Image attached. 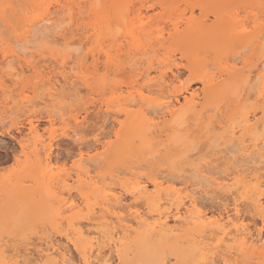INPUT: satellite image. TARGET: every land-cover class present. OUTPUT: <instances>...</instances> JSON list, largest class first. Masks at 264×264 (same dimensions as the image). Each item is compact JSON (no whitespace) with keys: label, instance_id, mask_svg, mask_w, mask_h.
<instances>
[{"label":"rangeland","instance_id":"obj_1","mask_svg":"<svg viewBox=\"0 0 264 264\" xmlns=\"http://www.w3.org/2000/svg\"><path fill=\"white\" fill-rule=\"evenodd\" d=\"M64 1L65 0H0V21H2V22H0V24H2V26L0 25V30L3 31V32L1 31L2 34L0 33V41L2 42V44L0 43V59H1V55H2L1 49H4L8 46V43L3 41V39L5 40L6 38H8L7 36L10 33L13 35L19 34L21 32L20 28H22V26L26 23V20L29 17H32V18L35 17L36 15H38L39 12H41V10H44L48 7L51 10H53L54 8H55L54 10H56L58 8V5L64 3ZM104 1H106V2H104ZM147 1H150V0H147ZM153 1L150 4L149 3L145 4V6L142 8L143 14L145 13L144 15L143 14L142 15L147 17L145 20L148 21L147 22L148 25H147L146 30H145V32H147L148 35L146 33H144L143 38H142V45L143 46L141 48L132 47V45L128 44V40H126L124 38V34H123L124 30L123 29H125L124 24L127 21L126 18L128 17V13H127V15L123 16V17H126L124 20L122 18L123 21H121V20L119 21V19H118V18H121L119 16V14H120L119 8L120 7L123 9L122 12H126V10L130 8L129 6H136L135 9H137L139 7V0H135V1L134 0H76V1L71 0V4H69L65 9L66 12H68L70 9L71 15H73L75 17V18L72 17L73 18L72 20L77 22V23L81 22L82 18H84V23L86 26L85 29L88 28L86 31L81 30L80 32H78L81 34H78V35H76V37H74L75 39L78 40L79 44L82 43L81 44L82 46L79 45V46H81L80 48H78V45L74 46L75 44H73V46L75 47V48L73 47L74 50H71L70 49L71 47L70 48L69 47L63 48V45L61 46V45H55V44L51 43L50 42L51 37H49L48 35L47 36L44 35L45 37L42 39L43 34H41L38 37L39 40H37V42L34 41L35 43L38 44L39 48L35 49L32 47L31 49H29L31 46H33L31 44H34V46H36V44L34 42L30 43L31 46L28 45V47H27V49H29V50L26 49L27 51L26 52L24 51L25 53L24 54L22 53L23 55H20L21 59L15 57V59L12 58V60L10 62L9 67L11 66V67H14L16 69L15 70L14 68H11V71L14 69L13 72H15L17 74L19 73L18 75H20V76H17V75H15L14 77L8 76V75H5L0 70V180H1L0 181V242L2 240H4L5 242L6 241L8 242V239H9V242L8 243L6 242L5 247H8V244L11 243V244H9V245L13 246V247L10 246L11 250H12V248L14 249L15 247H17V249H19V251L24 252V250H25L24 248H26L25 246H27L28 248H26L25 252L27 254L31 253V254H29V258H33L30 255L34 254V257H35V254H36V256H37V253H34L36 251H33V250H35L40 245L39 243L41 242V240L39 239L40 242H38L39 240L36 241V239H38L40 237V234H42L41 236L43 237L44 235H46V232L56 230V229H57V231L60 229L59 230L60 232H62V231L64 232L65 231L64 229L66 228V225H67L66 223L69 220V218H67V221L64 220V222L61 221L62 223L61 222L59 223L58 219H56L57 218L56 217V210L59 208L61 202L59 199H54L53 197L51 198L49 195L46 196L48 193H47L46 188H45V179L43 180L41 174L39 173V172H41V168L43 166V163H40V164L37 163L39 166V169H40V171H39L38 166L34 167L35 163H36L35 157H31L30 158L31 160L30 159L28 160L24 155L21 154V149L18 145V141L21 139L20 132H26V130H27L26 129L27 123H28L27 119L28 120L33 119L38 126L41 125L39 127L40 133L42 132V135L46 139V142H48L50 140V138H53L54 150L56 152V154H55V152H53V157L57 158V160H58V158L61 156L58 160L60 162L55 164V170L61 169L60 167L63 168V166H65V165H66L67 169H71V167L73 165V161L76 159L75 155L78 153V148L81 145L87 144V146L84 145V147L86 146V148H87L85 150L88 152L89 151L93 152V154L96 153L95 150L97 148H99L98 142L96 139H98L101 135H98L96 133L95 129L98 128L97 126H99V123H102V124H100V126L103 125L106 130L105 129L102 130V136L99 139L103 143L107 142V148H108L107 150H109V151H106L103 154H99L98 156H96L94 158V160H96L95 161V164H96L95 171H96V173H100L101 176L105 177L106 181L109 182L110 184L112 183V185H117V187L122 188V190H123V186L125 187L124 190L127 192L126 193H125V191L124 192L122 191V192L124 193V197L126 196L125 198H127V199H125V205L126 206H130V207L132 206L131 207L132 210L139 209V208L141 210L143 208V210L145 211V209L149 210V208L147 206H145V204L143 206L142 202L135 200L134 198L132 199V196L129 193L130 190L133 189L134 183L137 180V176L142 175L143 179L144 180L146 179L147 181H150L152 178L157 177L158 174H161L159 176H165V178H167V175L169 177L171 176L172 178L174 177V180L176 177H177L176 179H178V180H180V179L183 180V179H188L191 176L190 178H191L192 182L197 184V182L195 181L196 178L193 174V171L191 174V170H193V167H191V165L187 163V161H189V163H190V156H192V161H193V160L197 159L196 157H202L205 153H209V154L211 153V155H212V152H211L212 148H213V150H212L213 154H217V150L220 151L217 155L223 154L225 152L224 151L225 149L223 150L220 147V146L223 147V145L225 144V142L222 139H219L216 142V144H214V146H211L212 143H215V141H213L214 138L217 139L218 138L217 136H219L218 131H216V130L208 131L206 129L207 121L209 120L212 113L214 115V111H215V116L211 120H209L210 124L212 123L215 125V123L217 124L218 121H224V122L231 123L232 120L236 121V120H238L237 118L241 117V115H243L244 113L252 111L256 107H258V105H256L255 101L251 100V99H253V97L251 98V94L253 93V90L251 91V87H250L251 84L250 83L254 80L255 77H250V76H253V74L256 71H258L259 69L262 68V65L264 62V50H261V49H263L264 47L262 48L261 46H263L264 44L259 45V47H260L258 49L259 51L256 50V53H255V50L253 51V49H250V47H249V49L251 51L250 50L246 51L245 49H243L246 46L242 45L241 42H238V41H240L239 36L235 35V33H233V32H232V35H229L228 31H229L230 27H227L228 25H223L224 23H219V24L215 23L214 27H208V28H205L202 30L192 28L191 33L185 32L182 35L180 34L179 36H176L177 39L174 37L173 41L169 40V39H167L168 40L167 41L165 39L166 40L165 42L166 43L168 42V43L165 45V47L160 46L161 48L159 47V43H158L159 40L158 39L162 38L161 36L163 34H165V35H163L164 37H169L168 33L170 35V33H172L174 31V29H173L174 23L177 21H179V25H182V26H180V28L183 29V27H185V25H183L184 21H181V20H186L187 18H190L191 14H192V17L198 18L201 16V18H202V16L207 13L208 15H206V16L207 17L209 16L208 18H210V19L212 18L211 20L207 19V21H210V22H208V24H214L213 22L215 21V17H213V16H216L217 14L219 16L222 15L224 17L225 13H226L225 16H229V12H230V14H233V13H235V11H237V12L240 11L239 13H240L241 17H239L238 19H241L242 17H243L242 19H244L249 12H252V11H250L252 9V7H253V12H255L254 6H256V4H258L257 7H259V8L256 7V11L258 12L259 10H262V11H259L260 14H262V13H264V0H250V4L242 2V0H237V2L235 1L234 3L226 2L228 4V5L226 4L227 6L224 5L225 3L223 4V2L221 0H218V1L217 0L216 1L215 0H184V1L183 0H163V1L162 0H153ZM40 2H42L43 5ZM136 2H138V3H136ZM248 2H249V0H248ZM125 4H126V6H125ZM130 4H132V5H130ZM199 4L201 6H199ZM15 5L17 6L16 8H14ZM18 6L21 7L22 9L19 8ZM203 6H206V8L204 7L205 8L204 9ZM80 7H81V9H80ZM197 7H198V9H197ZM199 7L200 8L202 7L204 9V12L207 11V9H209L211 12H209V10H208V12H205L203 14L202 13L203 11L201 12ZM82 8H83V10H82ZM133 8L134 7H132V9ZM171 8H172V10H171ZM177 8H179V9H177ZM79 9H80V11H78ZM177 10H178V12H177ZM20 11H22V12H20ZM33 11L35 12L34 14H33ZM99 11H100V13H99ZM179 11H180V13H179ZM13 12L15 13L14 16H16V18L13 17V14H12ZM27 12H28V14H27ZM93 12H94V15L92 14ZM111 12H113V13H111ZM114 12H116L117 14ZM10 13H11V15H10ZM75 13H76L77 17L75 15ZM88 13H90V14H88ZM176 13H179V14L175 15ZM67 14H65V15L63 14L65 16V18H66ZM101 14H102V16H101ZM181 14H182V16H181ZM89 15H92L93 17L89 16ZM108 15H113V19H112V16L108 17ZM170 15L173 16L174 19L172 17L170 18ZM3 16H5L8 19L10 24L4 22ZM97 16L101 17V18L99 19ZM156 16L158 17L159 20L156 18ZM176 16H177V18H176ZM107 18H108V20H107ZM14 20H16L15 23H14ZM111 21H113L114 23L113 22L111 23ZM136 21H137V18L135 19V22ZM221 21H223V18L221 19ZM16 22H17V24H16ZM107 22H109L111 24L108 25ZM196 22L200 23V20H196ZM98 23H100V25L102 27V29L100 31L99 30L97 31V27L99 26ZM15 24H16V26H15ZM105 25H107V27ZM104 26L106 27V30H104L105 29ZM93 27H94V29H93ZM117 28H119V30ZM42 30L40 29V33L45 32V31L41 32ZM44 30H46V29H44ZM12 31H13V33H12ZM87 31H88V34L86 33ZM103 31L107 32V33H103ZM215 31H217V32H215ZM5 32H6V34H4ZM46 32H49V31H46ZM101 32H102V34H101ZM165 32H167V33H165ZM98 33L101 36L104 34L102 37L100 36L102 39L99 37ZM149 34H150V38H152V39L149 38ZM37 35H36V39H37ZM85 35L87 36L88 39L86 38ZM68 36H72V35H68ZM89 36H91V40H90ZM117 37H119V38H117ZM48 38L50 40L47 41V43H45L46 42L45 39H48ZM34 39H35V37H34ZM115 39H118L117 42H115ZM152 41L155 44H153ZM200 41H201V43H200ZM48 42H50L51 44ZM261 42L264 43V36L262 37ZM39 43H41V44L39 45ZM233 44H235V45H233ZM147 45H150L151 49H149L150 47L149 46L147 47ZM212 45H215L218 49L216 47L211 48ZM144 46H145V48L146 47L148 48V50L146 49V52L151 53V54H149V53L146 54L147 56L145 55L144 56L145 58L143 56L140 57V55H142V53L144 52V51L140 52L141 51L140 49H143ZM154 46H156V48ZM209 46H211V47H209ZM123 47L126 48V50H123L124 49ZM119 48L121 49V51L118 53L117 50ZM220 48H222V49H220ZM102 49H103V51H101ZM163 49H166V50H163ZM173 49H175V50L173 51ZM133 50H135V51H133ZM177 51H179V52H177ZM69 52H72V53L74 52L73 54H75V52H76V54L80 52L79 55L77 54L78 59H80V57H82L83 60H85L84 61L85 63L82 60H80L81 62H76L77 64L76 63H70L69 65H67V69L65 70V74L70 75V76L74 75L73 76L74 78L72 77L71 81L79 89L76 86L70 87L71 89L76 88V89H72V90L69 87L68 88L70 90L67 88L71 92H69L68 90H66L68 92H66V91L64 92V96L66 98L61 101L63 106L60 105L61 102L60 103L55 102V103L48 104V105H45L44 103H40L39 101H41L42 97L43 98L46 97L45 95L48 92V89L51 87V84H50V81H48V78L51 77L52 81L55 79H60V78L62 79V73H61L63 70V68H61L62 62L67 58ZM93 52L95 55L93 54ZM146 52H144V53H146ZM153 52L154 53L156 52V53L153 54ZM218 52H219V55H218ZM235 52H238L240 62H242L241 60L244 58V56L246 58H248V60H250L251 58L253 60H251L249 63L247 62L245 64L246 66L243 63H242V65L238 64L239 65L238 68L240 71H238L236 74H232L228 77L221 78L220 82L218 84V88L215 89L217 92L215 90L203 91V84L200 82V79H199L200 71H202L203 74H208V73L210 74L211 72L212 73L217 72V69H212L209 67L208 69H206L208 73L207 72L205 73V70L201 69L200 66H198V65L202 64V62H200V60H201L200 58H202V59H204V57L206 58L205 59L206 63L204 64V62H203L204 65L210 64V65H216L217 66L219 64L222 65L221 63H222V61H224V58L226 61L227 58L231 59V57H233V55L235 56L236 55ZM248 52H249V55H245V54H248ZM81 53H82V55H81ZM99 53H100V55H99ZM106 53L111 54V56L113 58L112 61H110V62L108 61L107 56L105 55ZM138 53H139V55H137ZM196 53H197V55H195ZM213 53L215 56L213 55ZM19 54H21V52ZM119 54L120 55L122 54L123 57L120 56L121 57L120 58ZM124 54H126V56H127V54L130 55L129 60H131L133 58L134 59L138 58L137 60H139V62H141L140 61L141 59H142V61L144 59L145 60L147 59V60H149V62L147 60H146L147 62L144 60L145 65H143L144 62H141L143 64H142V67H140L141 63H138V61H137V63L140 64V66L137 65L139 67V70L136 68L133 69V66H131L129 64L133 63L134 67H135L134 62H136V59L134 60V62H131L128 64V62H130V61H128V60H126L127 62L125 61ZM152 54L154 56L149 57V55L152 56ZM133 55L135 57H132ZM194 55L196 58L193 57ZM100 56H101V58H100ZM129 57L127 56V58H129ZM209 57H212V58H209ZM87 58H88V60L86 61ZM165 58H166V61L164 63H162L163 65L160 67V65L158 63L160 61L157 59L162 60ZM193 58H194V60H193ZM254 58H256V59H254ZM195 59H197V60H195ZM18 60H20V61H18ZM153 61L155 64L153 63ZM201 61H203V60H201ZM199 62H200V64H199ZM28 63H32V65L36 66L34 71H33V69H30V67H27ZM250 63H252V64H250ZM14 64L17 65V67ZM150 64L151 65L154 64L155 66L154 67L152 66L148 75H147V73L143 74L144 69L145 68L148 69L151 66ZM185 65H187L186 68L190 65L191 66H190V68L188 67L187 69H185ZM250 65H252L253 67H248ZM126 66L129 68H127ZM21 67H23V68L26 67L25 69L27 70V72L25 70V71H23V73H21L22 72ZM69 68H75V69L70 71ZM124 68H125V71L127 73L129 72L128 74L124 71ZM130 69L133 70L134 72L135 71L136 72L135 73L130 72ZM4 70L7 72L10 69L5 68ZM172 70L174 72L179 73L181 76V79H182L180 82L182 84L179 83L180 87L177 84V87L181 88V87H184L186 85H191L193 88L197 89L198 92L201 93V98H202L201 103L204 104V106L202 105L203 106L202 108H201V106L198 107V110H208V109L209 110L204 114L203 119H200L199 117H197V115L194 113L193 110H192L193 113H191V110L184 109V112L186 113V115H184L183 119L186 121V123L182 127H180L179 124L173 122L170 117L163 118L162 119L163 123H162V125L159 126V128L160 129H166V131L162 133L163 136L161 138H156V139L152 140L154 143H150L149 141H146V144H145L144 139L141 138L142 136L140 137L139 135H136V134L129 138L130 132H129V123H128V121H126L127 115H125L124 113H120V109L122 107H120L118 105L119 103H118V101L115 100L114 97L116 95H118L121 91H123V93L126 96L128 94L127 92L129 91L128 87L130 88V86L132 84L137 85L138 88L142 87V86L143 87L146 86L148 81H149V77L156 78L157 75L159 77L161 72L167 71L168 75L171 76L172 73H170V72H172ZM117 73H118V76H116L117 77L116 78L113 75H115V74L117 75ZM119 73L121 74V76L119 75ZM106 76H107V78H106ZM236 76H238V78H236ZM54 77H55V79H54ZM113 78H114V80H113ZM43 82H46V83H43ZM142 82H144V83H142ZM77 89H78V93L75 94L77 92L76 91ZM172 89H173V87H169V88L165 89V91L167 90L166 92H168L169 90H172ZM43 90H44L45 94L42 93ZM80 90H82V91H80ZM214 92H216L217 94ZM36 93H38V94L36 95ZM41 93H42V95H41ZM113 94H114V96H113ZM39 95H41V97ZM69 95H71V96H69ZM248 95H250L251 99H248V100L246 99L247 100L246 101L245 98L249 97ZM72 96L73 97L75 96L74 97L75 100L74 99L72 101H70L71 99L67 100V98H70V97L72 98ZM156 96H158V94L152 95V97H156ZM102 102L104 103V105L107 102L111 103L110 104V107H111L110 113L106 114V115L104 114V116H103V113H105V111H104L105 106L103 105ZM123 102H125V100H121L120 103H123ZM249 102H250V106L248 104ZM65 103L67 105L64 106ZM77 103L78 104L80 103L79 107H81V108H78V105H76ZM85 103L88 105H86ZM71 104H73V105H71ZM95 105H97V106L95 107ZM153 105L154 104H151L150 107H152V108L154 107V109H155V106H153ZM74 106L76 107V109ZM99 106H103V107H99ZM248 106H249V108H245ZM35 107H37V108H35ZM42 107L43 108L45 107V108L43 109ZM93 107H95L96 109L94 108L92 110ZM81 109H83V110H81ZM223 109H224V111H223ZM59 110H61V112ZM80 110H81V112H80ZM77 111H79V112H77ZM89 111H92V113ZM93 111L95 112L94 115H93ZM50 113H52V114H50ZM91 114H92V116H90ZM95 114H97V115H95ZM111 114H112V116H111ZM50 115H51L52 122L49 121ZM76 115H79V116L81 115L80 120H83V118L88 117V118H85V122H84L85 124L83 123L80 126V128L82 129V136H83L84 141L86 143L83 140H82V144H79V142L76 141L78 146H75L76 142L71 137V134H72L71 129H73L75 127V122L72 119ZM262 115H263V113L261 112V113H259L258 117L261 118ZM93 116H95V117H93ZM182 116L183 115H181V118H179V120L182 119ZM90 117H92V118H90ZM103 118H104V120H103ZM105 118H107L106 119L107 122H105L106 121ZM195 118H197V120H199V121L196 122L197 120ZM90 120H93V121H90ZM101 120H102V122H101ZM166 120H168V121H166ZM96 121L98 124L96 123ZM117 121H120V122L125 121V122H124V126L120 129V137L115 138L114 133L119 128ZM88 122H90L92 127L88 124ZM195 122H196V126L194 125ZM106 123L108 126L106 125ZM95 124L97 126H95ZM83 127H86V129L85 128L83 129ZM92 130L95 131L94 133H96V134H94ZM84 131H85V133H84ZM103 131H105V132H103ZM106 131L108 133H106ZM86 132H89V133L86 134ZM152 132L155 134H153ZM103 133L106 135H104ZM132 134L133 133H131V135ZM157 134L158 133L155 130H152L150 133H148L147 138H152V137H154V135L156 136ZM18 138H19V140H18ZM126 138H129L127 142H126ZM250 139L251 138H249V141H250ZM56 140L58 141V143ZM161 141L164 142V144H163L164 146L160 145L159 142H161ZM155 142H158V143H155ZM94 145H95V147H94ZM91 146H92V148H91ZM195 146H196L195 150L192 149ZM220 148L223 151L220 150ZM223 148H225V146ZM189 149L192 151L189 152L188 151ZM209 149H210V151L208 152ZM214 149H216V150H214ZM102 150L103 149H99L98 153H101ZM158 151H159V153H158ZM186 151H188V153H185ZM154 153H157V154L154 155ZM183 154H185V156ZM237 155L240 156L241 155L240 152H237L236 156ZM65 156H67V158L69 156L70 157L67 160V158H65ZM71 156H73V157H71ZM175 157H176V159H175ZM61 158H62V160H61ZM173 158L175 160H173ZM147 161H149V162H147ZM137 163H138V165H137ZM133 164H135V167H133L134 166ZM139 165L141 166V169L138 168V167H140ZM143 165L146 169L143 167ZM119 166L121 167V169L119 168ZM221 166H223L222 167L223 171L226 172L227 166H225V165H221ZM36 169H38V170H36ZM218 169L221 170V167ZM120 170L121 171L123 170L124 173L122 172L121 174H119V172H121ZM128 171L131 174L133 173L132 176ZM35 172H37V173H35ZM135 173L137 176L134 175ZM162 173H163V175H162ZM260 173H264V169H262L260 171ZM38 174H40L39 176L41 177L42 181L40 180V177L38 176ZM116 175H119L120 179H117L116 181H114V179L116 178L115 177ZM107 176L108 177L109 176L114 177V179H109ZM35 177H39V178L35 179ZM169 177L167 179H170L171 181L166 185H170L173 182V179L171 177L170 178ZM193 178H195V179H193ZM241 180L243 181V183L241 181V184H240L241 189L239 188L238 193H241L244 196H247L249 193L248 196L253 198V200H251L250 197L247 196L246 201H248V202L250 201L251 203L245 202L246 208L248 209V210L247 209H245V210H247V213L249 211L248 215L250 214V217H248V219L249 218L250 219L249 220L247 219L248 222L246 221V223H250L248 225L250 226V228L253 227L252 228L253 232H256V230H261L262 228H264V223L262 221H259L260 220V218L258 216L259 214L255 210L253 202H255L258 198L264 199L263 198L264 197V192H263L264 190L262 191V189L264 188V185L259 186V182L258 181L256 182L255 181L256 179L254 180V177L252 175L247 176ZM249 180H250V184H249ZM121 182L122 183L124 182L122 184V186H120ZM245 183H247V186ZM131 184H132V186H130ZM248 185H249V187H248ZM242 186H243V188H242ZM38 187H39V191H37ZM201 187L199 189L203 190L204 187H202V188ZM245 187H247L249 189H247ZM84 188L82 191L83 192L85 191V193L87 192L90 195L92 194L93 191L95 192V190H98V191L100 190V189H93V186H86ZM86 188L88 189V191ZM40 190H41V192H40ZM254 190L255 191L258 190L257 195H256V192H254ZM74 191L76 192V190H74ZM242 191H243V193H242ZM251 191L255 194V196L252 195L253 193ZM95 193H96L97 197H96V195H94ZM95 193H93L92 198L98 199V197L102 196L101 191H99L98 194H97V191ZM76 194H77V192H76ZM209 194L210 195L205 194L207 196H205V195L203 196L204 197L203 198L204 203L206 205H208L207 208H210V209H212V208L216 209L215 207L218 208L217 205L219 203H222L224 200L223 196H217L218 194L216 195L215 193H211V192H209ZM49 197L51 198V201H50ZM214 197H218V198L220 197V198L214 199ZM255 197H258V198L256 199ZM46 198H48V199H46ZM39 199H42L41 202ZM91 201L95 202V199H92ZM129 201H132V202H129ZM27 202H28L29 206L27 205ZM210 202H211V204H208ZM216 202H219V203H217V205H216ZM137 203L139 204L138 205L139 207L137 206ZM35 204L37 207L38 206L39 207L35 208L34 207ZM247 204H249V206L251 204L252 207L250 206L251 207L250 208ZM133 206H134V208H133ZM166 206H168V205H166ZM166 206H163V207L165 208ZM244 206H245V204H244ZM144 207H146V208L144 209ZM249 208H250V210H249ZM252 210L256 211V212H254L256 214L252 213L254 215V217H252L253 215L251 214V212H253ZM84 211H86V210H84ZM47 212H48V214H46ZM84 213H86V212H84ZM66 214L70 216V213H66ZM34 215H36V216H34ZM257 216H258L259 220L257 219ZM51 219H52V221H51ZM49 220H50V223H49ZM55 220H57V222L59 224H61L63 227L60 225H57V228H56V226L54 225V223H56V222H54ZM51 223H53L54 226ZM48 224L50 227L48 226ZM47 227H49V228H47ZM255 228H257V229H255ZM42 229H44V230H42ZM50 229H52V230H50ZM47 230H49V231H47ZM192 230H193V228H192ZM38 235H39V237H38ZM261 235L263 236L262 237V239H263L262 245L264 246V231H261ZM36 236H37V238H36ZM158 237H159V235H156V237H155V235L150 236V237L146 236L143 239L139 238V237H134L135 239L132 238L128 247H127V250L124 251L123 260L120 264H154L159 257H165V256L166 257L169 256L168 258L172 260V261H170L169 264H189V263L190 264H200V262H198L196 260V258L198 256H200L199 251L201 249L199 247L202 248L203 252L206 251L208 248H210L206 251V252H210V253L213 251L212 248H214L211 243H210L211 244L210 246H204L203 244L199 245L198 243H197V245H195L194 244L195 242L190 243L189 240H183L181 242H178L177 240H175V241H177V242H175L174 239L172 240V239L164 238L161 236L159 237V240H157ZM59 238L60 237L58 236V239ZM16 239H18V240H16ZM161 239H164V240L166 239V240L165 241L162 240L160 242ZM4 241H2L1 243L4 244ZM25 241H27V243H29V244H27ZM62 241H65V240H62ZM188 242H189V244H188ZM175 243H176V247L174 246ZM13 244H17L18 246H16V245L14 246ZM19 244H21V245H19ZM191 244H193V245H191ZM232 244H233L232 252L234 251V253L231 256L232 261H231V258L229 259L231 264H232V262H233V264H244L245 261H248V262H245V264H248V263L249 264H254V263L255 264L256 263L261 264V263H258L260 260H263L262 262L264 264V257H263L264 254H262V256L260 255V257H259L260 259L258 258L259 260L257 258H255L258 260V262H257L254 258L250 259L248 256H246V254L247 253L250 254V252L247 249H244L243 246L240 247V245H238V244L235 245L236 243H232ZM232 244H231V246H232ZM35 245H37V246L35 247ZM140 246H142V247H140ZM173 246L175 248H173ZM196 246H198V247H196ZM263 246L261 247L263 249V251H262V249H260L262 253H264V247ZM5 247H0V249L5 248ZM19 247H21V248H19ZM32 247L35 249H33ZM68 247H70V250L72 249V252L74 253V254L72 253V256L74 257V255H75L74 259L77 260L79 257V254L76 253V251L72 248V245H69ZM29 248H30V251H32V252H29V250H28ZM143 248H144V250H141ZM185 248L187 251L185 250ZM196 248H197V250H196ZM235 249L238 251H236ZM139 250H140V252H139ZM176 250H177V252H176ZM144 251L146 254L143 253ZM202 251H200V254L203 253ZM149 252H151V253H149ZM161 252H162V256H160ZM183 252H184V254H183ZM237 252H238V254L236 255L235 253H237ZM154 253L156 254V256H154ZM166 253H167V255H165ZM185 253H187V254H185ZM244 253H245L246 257H243L242 254H244ZM157 254H159V255H157ZM128 255H130V256H128ZM191 255H192V257H189ZM2 257L3 256L1 255L0 260L2 259ZM191 258H193V260ZM253 260H254V263L252 262ZM202 263L206 264L205 262H202Z\"/></svg>","mask_w":264,"mask_h":264},{"label":"bare ground","instance_id":"obj_2","mask_svg":"<svg viewBox=\"0 0 264 264\" xmlns=\"http://www.w3.org/2000/svg\"><path fill=\"white\" fill-rule=\"evenodd\" d=\"M150 1L139 0V7L137 9H135L136 6H129L131 9H132V7H134L131 10L127 6L129 9H127L126 12H122L123 9L121 7L119 8V10H120L119 16L121 17V18L117 17L119 19V21L120 20L123 21L126 18L123 16L127 15V13H128V17L126 18L127 21L126 22L124 21L125 22V24H124L125 29H123L124 30L123 34H124V38L126 40H128V44L132 45V47H134V48H141L143 46L142 45V38H143L144 33L147 34V32H145V30H146V27L148 25V23H147L148 21L145 20L147 17L143 16L145 13L143 14L142 8L145 6V4H147V3L150 4L153 0L151 2ZM221 1L223 2V4L225 3L224 5L227 4L226 2H229V3L230 2L234 3L235 1L237 2V0H221ZM104 2H106V1H104ZM242 2L250 4V0H249V2H248V0H242ZM40 3H42V2H40ZM136 3H138V2H136ZM69 4H71V0H65L64 3L58 5V8L56 10H54L55 8L53 10H51L49 7L44 9V10H41V12H39L38 15H36L35 17H33V18L29 17L26 20V23L22 26V28L19 27L21 29L20 30L21 32L19 34L13 35L10 33L7 36L8 38H6L5 40L2 38L3 41L8 43V46L6 48L1 49L2 55H1V59H0L1 60L0 61V70L5 75L13 76V77L15 75L20 76V75H18L19 73L17 74L15 72H13V70L15 69L14 67H11V66L9 67L10 62H11L12 58L15 59V57L21 59L20 55H23L27 50L31 49L32 47L35 49L39 48L38 44L35 42H37V40H39L38 37L41 34H43L42 39L45 37L44 35H46V36L48 35L49 37H51V40L49 38L45 39L46 40L45 43H47V41L50 40V42L55 44V45H61V46L63 45V48L64 47H69V48L71 47L70 48L71 50H74L73 49L74 46L78 45V48H80L82 46L81 45L82 43L79 44L78 40L75 39L74 37H76V35H78V34H81V33H78L81 30L86 31L88 28L85 29L86 26L84 23V18H82L81 22H79L77 20L79 23L72 20L73 19L72 17H74V16L71 15V10L70 9H69V11L67 10L68 12H66V10H65ZM42 5H43V3H42ZM130 5H132V4H130ZM257 5L258 4H256V6H254L255 12H253V7H252V9L250 10L252 12H249L244 19H242L243 17L241 19H238L239 17H241L240 13H239L240 11L239 12L235 11V13H233V14H230V12H229V16H225L226 15V13H225L224 17L222 15L219 16L217 14L216 16H213V17H215V21L213 22L214 24H208V22H210V21H207V19H210V18H208L209 16L208 17L206 16V15H208L207 13L205 15H203L205 12H208L209 9H207V11L204 12V9L206 8V6H203V8L205 7L204 9L202 7L201 8L199 7L201 12L203 11L202 12L203 14L201 13L203 15L202 18H201V16L198 18L192 17V14H191L190 18H187L186 20H181V21H184L183 25H185V27H183V29L180 28V26H182V25H179V21L175 22L174 27H173L174 31L172 33H170V35L168 33L169 37H164L163 35H165V34H163L161 36L162 38L158 39L159 40L158 41L159 47L160 46L165 47V45L168 43V42L167 43L165 42L167 39L173 41V38L174 37L176 38V36H179L180 34L182 35L185 32L191 33L192 28L202 30V29H205L208 27H214L215 23L216 24L224 23L223 25H228L227 27H230L229 31H228L229 35H232V32H233V33H235V35L239 36L240 41H238V42H241L242 45L246 46L243 49H245L246 51L253 49V51L255 50V53H256V50H258L260 48L259 45L264 44L263 42H261L262 37L264 36V13L260 14L259 11H262V10H259V9H258L259 10L258 12L256 11ZM125 6H126V4H125ZM199 6H201V5L199 4ZM16 7L17 6L15 5L14 8H16ZM19 8H21V7H19ZM257 8H259V7H257ZM80 9H81V7H80ZM80 9L78 11H80ZM177 9H179V8H177ZM197 9H198V7H197ZM82 10H83V8H82ZM171 10H172V8H171ZM34 11H33V14L36 12V11L35 12ZM20 12H22V11H20ZM177 12H178V10H177ZM209 12H211V11L209 10ZM99 13H100V11H99ZM111 13H113V12H111ZM114 13H116V12H114ZM179 13H180V11H179ZM179 13H176L175 15H178ZM12 14H13V17L16 18V16H14L15 13L13 12ZM27 14H28V12H27ZM63 14L64 15L67 14L66 18ZM88 14H90V13H88ZM92 14L94 15V12ZM10 15H11V13H10ZM75 15H76V13H75ZM89 16H92V15H89ZM101 16H102V14H101ZM111 16L113 19V15H108V17H111ZM181 16H182V14H181ZM76 17H77V15H76ZM171 17L173 18V16L170 15V18ZM98 18L100 19L101 17H98ZM122 18H123V20H122ZM136 18H137V21L135 22ZM156 18L158 19L157 16H156ZM176 18H177V16H176ZM222 18H223V21H221ZM3 19H4L5 23L10 24L8 19L5 16H3ZM107 20H108V18H107ZM196 20H200V23H197ZM15 21L16 20H14V23H15ZM0 22H2V21H0ZM112 22L113 21H111V23ZM107 23H108V25L111 24L109 22H107ZM16 24H17V22H16ZM16 24H15V26H16ZM0 25L2 26V24H0ZM98 25L99 26L97 27V31L98 30L100 31L102 29V27H101L100 23H98ZM105 26L107 27V25H105ZM105 26H104V28H105L104 30H106ZM40 29L41 30L43 29L41 32H44V31L45 32L40 33ZM44 29H46V30H44ZM93 29H94V27H93ZM117 29L119 30V28H117ZM1 31L2 30H0V33H1ZM46 31H49V32H46ZM215 32H217V31H215ZM12 33H13V31H12ZM86 33L88 34V31ZM103 33H107V32L103 31ZM165 33H167V32H165ZM4 34H6V32ZM101 34H102V32H101ZM36 35H37V39H36ZM68 35H72V36H68ZM100 36L101 35L99 34V37ZM34 37L36 40L34 39ZM89 37L91 40V36H89ZM86 38H87V36H86ZM117 38H119V37H117ZM149 38H150V34H149ZM150 39H152V38H150ZM117 40L118 39H115V42H117ZM33 42L36 44V46H34V44H31L33 46L30 45V43H33ZM50 42H48V43H50ZM0 43L2 44L1 41H0ZM200 43H201V41H200ZM40 44L41 43H39V45ZM73 44H75V45L73 46ZM153 44H155V43L153 42ZM28 45L31 46L29 49H27ZM79 45H81V46H79ZM233 45H235V44H233ZM145 46L143 47V49H140L141 50L140 52H142V51L146 52V49L148 50V48H147L148 46L150 47L149 49H151L150 45H147L146 48H145ZM154 47L156 48V46H154ZM209 47H211V46H209ZM215 47H216L215 45H212L211 48H215ZM249 47H250V49H249ZM261 47L263 48L264 45ZM220 49H222V48H220ZM123 50H126V48H124ZM163 50H166V49H163ZM174 50L175 49H173V51ZM261 50H264V48ZM101 51H103V49ZM120 51H121V49L119 48L117 50V52L119 53ZM133 51H135V50H133ZM20 52H21V54H19ZM76 52H75V54H76ZM80 52L77 54L79 55ZM177 52H179V51H177ZM73 53L69 52L67 58L62 62V66H61V68H63V70L61 72L62 73V79L61 78H60L61 80L55 79V77H54L55 80L52 81L51 77L48 78V81H50L51 87L48 89V92L46 91L47 92L45 95L46 97H44V98L42 97L41 101L38 100L40 103H44L45 105L52 104L55 102L60 103L62 100H64L66 98L64 96V92L66 90H68L70 87L76 86L71 81V78L74 75L70 76V75L65 74V70L67 69V65H69L70 63L81 62L80 60H82L84 62L85 60H83L82 57H80V59H78L77 54L75 55ZM143 53H142V55H140V57L141 56L144 57L148 53L151 54L150 52H146L144 54ZM155 53L153 52V54H155ZM235 53L237 56L233 55V57H231V59L227 58L226 61L224 58V61H222V63H221L222 65L219 64L217 66L216 65H210V64L204 65L206 63V60H205L206 58L205 57H204V59L200 58L203 61L200 60V62H202V64L198 65V66H200L201 69H204L205 73L207 72L206 69H208L209 67L212 69H217V72H215V73L211 72L210 74L208 72H207L208 74H203L202 71H200L199 79H200V82L203 84V91L215 90L216 88H218V84H219L221 78L228 77V76H230L232 74H236L238 71H240L238 68V66H239L238 64L242 65V63H243L245 65L247 62L249 63L251 60H253L252 58L250 60H248V58H246L244 56V58L241 60L242 62H240L238 52H235ZM93 54H94V52H93ZM153 54H152V56L149 55V57H153L154 56ZM81 55H82V53H81ZM99 55H100V53H99ZM105 55L107 56V59L109 62L112 61L113 58H112L111 54L106 53ZM137 55H139V53ZM195 55H197V53ZM195 55L193 57H195ZM213 55H214V53H213ZM218 55H219V52H218ZM245 55H249V52H248V54H245ZM120 56L123 57L122 54L121 55L119 54V57ZM125 56H126V54H124L125 61L126 60L130 61V62H128V64L131 62H134V60L136 59V62H134L135 67H134L133 63H131L129 65L133 66V69L136 68L138 70H139L138 66H140V64H138V63L144 62V64L141 63L140 67H142V64L145 65V61L147 60V59L146 60L144 59L145 61L144 60L142 61V59H141L140 60L141 62H139V60H137L138 58H135V59L133 58V59L129 60L130 59L129 54H127V56L129 58H127V56L126 57ZM132 57H135V56L133 55ZM100 58H101V56H100ZM209 58H212V57H209ZM254 59H256V58H254ZM87 60H88V58L86 59V61ZM157 60L160 61L158 63L161 67L163 65L162 63H164L166 61V58L162 59V60L161 59H157ZM193 60H194V58H193ZM195 60H197V59H195ZM18 61H20V60H18ZM137 61H138V63H137ZM147 61L149 62V60H147ZM200 62H199V64H200ZM203 62H204V64H203ZM153 63H154V61H153ZM154 64H152V65L150 64L151 66L148 69L145 68L146 70L144 69L143 74L147 73V75H148L152 66L153 67L155 66ZM250 64H252V63H250ZM27 65H28L27 67H30V69H33V71H34L36 66L32 65V63H28ZM15 66L17 67V65H15ZM186 66L187 65H185V69H187L188 67L190 68L191 65L188 66L187 68H186ZM248 67H253V66L250 65ZM5 68H8L10 70H8L6 72L4 70ZM11 68H14V69L11 71ZM25 68L26 67H24V68L21 67V70H22L21 73H23V71L26 70ZM125 68H124V71H125ZM127 68H129V67H127ZM69 69L71 71L75 68H69ZM26 72H27V70H26ZM130 72L135 73L136 71L134 72L133 70L130 69ZM120 73H119V75L121 76ZM170 73H172L171 76L168 75L167 71L161 72L159 77H158V75L156 76L157 79L148 76L149 81H148L146 86H144V87L142 86V87L138 88L137 85L132 84L130 86V88L128 87L129 91L128 92L126 91L128 93L126 96L123 93V91H121L118 95H116L114 97L115 100L118 101V103H119L118 105L120 107H122L120 109V113H124L125 115H127L126 121H128V123H129V132H130L129 138L136 134V135H139L140 137L142 136L141 138L144 139L145 144H146V141H149L150 143H154L152 140H154L156 138H161L163 136L162 133L166 131V129H160L159 128V126L162 125V123H163V121H162L163 118L170 117L173 122L179 124V126L182 127L186 123V121L183 119L184 115H186V113L184 112V109L191 110V113H193V111H194V113L200 119H203L204 114L209 110V109L208 110H198V107L201 106V108H202L204 106V104L201 103V99H202L201 93L198 92V90L193 88L191 85H186L184 87L179 88L180 84H182V83H180L182 80L180 74L177 72H174L173 70ZM113 76H115V77L118 76V73H117V75L115 74ZM238 76H236V78H238ZM250 77H255L254 80L253 81L251 80L252 82L250 83L251 84L250 85L251 91L253 90V93L251 94V98L253 97V99H251L250 95H248L249 97L245 98V100L246 99L247 100L248 99L254 100L256 105H258V107H256L252 111L244 113L243 115H241V117L237 118L238 120H236V121L232 120L231 123L224 122V121H218V123L217 124L215 123V125L212 123L210 124L209 120H211L215 116V111H214V115L212 113L209 120L207 121L206 129L208 131H214V130L218 131L219 136H217L218 138L216 137L217 139L214 138L213 141H215V143H212L211 146H214V144H216V142L219 139H222L225 142V144L223 145V147L225 146V148H223L222 146H220V147L223 150L225 149L224 150L225 152L223 154L217 155L220 152L219 150H217V154H213V151H212L213 148H212L211 149L212 155H211V153L210 154L205 153L204 155L202 154L203 155L202 157H196L197 159L195 158L196 160H193V161H192V156H190V163H189V161H187V163L190 164L191 167H193V170H191V174L193 171V174L196 178L195 181L197 182V184L192 182V180L190 178L191 176L190 177L188 176L189 177V178L187 177L188 179H183V180L182 179H180V180L176 179L177 178L176 176H175L176 178L174 180V177L172 178L170 176L173 179V182L170 185H166L171 181L170 179H167L169 177L168 175H167V178H165V176H159L161 174H158L157 177H154L151 180L149 179L150 181H147L146 179L145 180L143 179L142 175L137 176L136 173L134 174L137 176V180L134 183L133 189L130 187L132 190H130L129 193L131 194L132 199L134 198L135 200L142 202L143 206L145 204V206H147L149 208V210L147 209L148 211L145 209L146 207H144L145 211L143 210V208L141 209L142 210L141 211L140 208L132 210V208H131L132 206L131 207L126 206L125 205V199H127V198H125L126 196L124 197V193H123L125 191L124 190L125 187L123 186V190H122V188H120V187L118 188L117 185H112V183L110 184L109 182H107L106 178L101 176L100 173H96V171H95V168H96L95 161L96 160H94V158L96 156H98L99 154H103L106 151H109V150H107L108 149L107 148V142L103 143L99 139L102 136V130L105 129V127L103 125L100 126V124H102V123H99L100 127L95 124V126L98 127L95 129L96 133L98 135H101L98 139H96L98 142V147H99L95 150L96 153L93 154V152L86 151L85 149H87L86 148L87 144H84V145H86L85 147H84V145H81L78 148V153L75 155L76 159L73 161V165H72L71 169H67L66 165H65V166H63V168L60 167L61 169L55 170V164L60 162L58 160L61 156L60 157L58 156L59 157L58 160H57V158L53 157V152H55L53 138H50V140L48 142H46V139L42 135V132L40 133L39 127L41 125L38 126L33 119H29V120L27 119V121H28L27 128H26L27 130H26V132H20L21 139L19 140V138H18V140H19L18 145L21 149V154L24 155L28 160L31 157H35L36 163H35L34 167H37L38 164L43 163V166L41 168V172H39V173L41 174L42 179L43 180L45 179V188H46V191L48 193L46 196L49 195L51 198L53 197L54 199H59L61 202L59 208L56 210V217H57L56 219H58L59 223L61 221L64 222V220L67 221V218H69V220L66 223L67 225L65 224L66 228L65 227H64L65 229L63 228L65 230L64 232L63 231L60 232L59 231L60 229L57 231V229H56L57 225H60V226H62V225L59 224L57 222V220H55L54 222H56V223H54V222L53 223L56 226V228H55L56 230H52V229H50L52 231L47 230L49 232H46V235H44L43 237L41 236L42 234H40V237L38 235L39 238L36 239V241L40 239L41 242H40V240L38 241V242H40L39 243L40 245L38 246L39 248L37 247L35 249L32 247L35 250H33L31 248L33 251H36L34 253H37V256L35 254V257H34V254L30 255L33 258H29V254H31L29 252H32V251H30V248L28 249L29 252L27 251L29 254H27L25 252L26 248H28L27 246H25L26 248H24L25 253L22 251H19V249H17V247H15L14 249L12 248V250H11V248H10L11 245H9L11 243L8 244V247H5L7 241L5 242L4 240H2V241H4V244L1 243L2 242L1 241L0 247H5L6 249L5 248L0 249V254L3 256L2 259L0 260V264H115L117 261L118 262L116 264H120L123 260L124 251L127 250V247H128L132 238L135 239L134 237H139V238L143 239L146 236L150 237L153 235H155V237H156V235H159V237L161 236V237L169 238L172 240L174 239V241L177 240L178 242H181L183 240H189L190 243L195 242L194 243L195 245H197V243L199 245L203 244L204 246H210L212 244L214 248H212L213 251L211 253L206 252L210 248H208V249L206 248L207 250L203 252L202 248L199 247L201 249L200 251H202L203 253L201 252L202 254H200V251L198 250L200 256H198V257L196 256L197 257L196 260L198 262H200V264L202 262H205L206 264H231L229 259L231 258L232 254L234 253V251L232 252V248H233L232 243H236L235 245L238 244V245H240V247L243 246L244 249H247L250 252V254L247 253L246 256H248L250 259H253V258L258 259L260 257V255L262 256V254H264L260 250V249H262L261 247L263 246L262 245V242H263L262 237L263 236L261 235V230H256V232H253V229H252L253 227L250 228V226L248 225L250 223H246L248 217H250V214L248 215L249 211L247 213L248 209L246 208V203H245V202L251 203L250 201L249 202L246 201L249 193L247 196H244L243 194L238 193V191H239V188L241 187L240 186L241 181H242L241 179H243L247 176H250V175H252L254 177V180L256 179L255 180L256 182L257 181L259 182V186L264 185V173H260V171L262 169H264V62H263L262 68L259 69L258 71H256L253 74V76H250ZM106 78H107V76H106ZM113 80H114V78H113ZM46 82H43V83H46ZM142 83H144V82H142ZM177 84L179 85V87H177ZM169 87H173V89L166 92L167 90L165 91V89H167ZM72 89H76V88H72ZM78 89L76 90L77 92L75 94L78 93ZM68 91H66V92H68ZM80 91H82V90H80ZM69 92H71V91H69ZM216 92H214V93H216ZM42 93H44V90ZM42 93H41V95H42ZM37 94L38 93H36V95ZM153 94H158V96L152 97ZM41 95H39V96L41 97ZM71 95H69V96H71ZM113 96H114V94H113ZM74 97L72 96V98L71 97L67 98V100L71 99L70 101H72L74 99ZM121 100H125V102L120 103ZM79 104L77 103L76 105H78V108H81V107H79ZM110 104H111L110 102H107L105 105L103 103V105L105 106V108H104L105 113H103V116H104V114L106 115V114L110 113V111H111ZM151 104H154L153 106H155V109H154V107L153 108L150 107ZM248 104L250 106V102ZM60 105L63 106L62 102ZM65 105H67V104L65 103L64 106ZM71 105H73V104H71ZM86 105H88V104H86ZM96 106L97 105H95V107ZM249 106L245 107V108H249ZM95 107H93L92 110ZM99 107H103V106H99ZM35 108H37V107H35ZM75 109H76V107H75ZM81 110H83V109H81ZM81 110H80V112H81ZM59 111L61 112V110H59ZM223 111H224V109H223ZM77 112H79V111H77ZM89 112L92 113V111H89ZM261 112L263 113V115L260 118V117H258V115ZM94 113L95 112L93 111V115H94ZM50 114H52V113H50ZM95 115H97V114H95ZM181 115H183L182 119L179 120V118H181ZM80 116L76 115L72 119L75 122V127L73 129H71L72 130L71 137L73 138V140L75 142L77 141V142H79V144H82V140L84 141V138L82 136V129L80 128V126L85 122V118H88V117H85V118H83V120H80ZM90 116H92V114ZM111 116H112V114H111ZM49 117H50L49 121L52 122L51 115ZM93 117H95V116H93ZM90 118H92V117H90ZM106 119L107 118H105V120ZM195 119L197 120V118H195ZM103 120H104V118H103ZM90 121H93V120H90ZM166 121H168V120H166ZM198 121L199 120H197L196 122H198ZM101 122H102V120H101ZM105 122H107V120ZM124 122L125 121H121V122L117 121L119 128L114 133L115 138L120 137V129L124 126ZM196 122L194 123L195 126H196ZM96 123H97V121H96ZM88 124L92 127L90 122H88ZM106 125H107V123H106ZM84 128L86 129V127H83V129ZM152 130H155L158 134L156 136L154 135V137H152V138H147L148 133H150ZM95 131H93V133ZM103 132H105V131H103ZM84 133H85V131H84ZM87 133H89V132H86V134ZM96 133H94V134H96ZM106 133H108V132L106 131ZM131 133H133V134L131 135ZM153 134H155V133H153ZM104 135H106V134H104ZM129 138H126V142L128 141ZM249 138H251L250 141H249ZM77 142H76L75 146H78ZM57 143H58V141H57ZM155 143H158V142H155ZM159 143L161 146H164L163 145L164 142L161 141ZM95 145H94V147H95ZM92 146H91V148H92ZM195 148H196V146L193 147L192 149L195 150ZM221 148H220V150H222ZM99 149H103L101 153H98ZM214 150H216V149H214ZM188 151L190 152L192 150L189 149ZM188 151H186L185 153H188ZM209 151H210V149L208 150V152ZM237 152H240L241 155L236 156ZM158 153H159V151H158ZM55 154H56V152H55ZM155 154H157V153H154V155ZM183 155L185 156V154H183ZM71 157H73V156H71ZM65 158H67V156H65ZM68 158H67V160H68ZM175 159H176V157H175ZM175 159L173 158V160H175ZM61 160H62V158H61ZM147 162H149V161H147ZM133 165H134L133 167H135V164H133ZM137 165H138V163H137ZM221 165L227 166L226 172L223 171V168H222L223 166H221ZM219 166L221 167L222 171L218 169V168H220ZM143 167H144V165H143ZM119 168L121 169L120 166H119ZM138 168L141 169V166ZM38 169H39V166H38ZM38 169H36V170H38ZM39 171H40V169H39ZM122 172L124 173V171L122 170L121 172H119V174H121ZM35 173H37V172H35ZM40 174H38V176ZM132 174H131V176H132ZM162 175H163V173H162ZM39 177H35V179L39 178ZM115 177H116L115 179H114V177H110V176L108 178L114 179V181H116L117 179H120L119 175H116ZM195 178H193V179H195ZM42 179L40 177L41 181H42ZM123 183L121 182L120 186H122ZM242 183H243V181H242ZM245 184L247 186V183H245ZM249 184H250V180H249ZM86 186H93V189H100L99 191H101V193H102V196L98 197V199L99 198L100 199L98 200L96 198H92L93 193H95L96 191H97V194L99 193L98 190H95V192L92 190L93 192L91 195L88 194L87 192L85 193V191L83 192L82 190ZM130 186H132V184ZM201 186L204 187L203 190L199 189ZM248 187H249V185H248ZM242 188H243V186H242ZM245 188H247V187H245ZM247 189H249V188H247ZM74 190H76L77 194ZM263 190H264V188L262 189V191ZM37 191H39V187H38ZM87 191H88V189H87ZM257 191L254 190V192H256V195H257ZM40 192H41V190H40ZM126 192L127 191H125V193ZM209 192L215 193L216 195L218 194L217 196H223V199L225 200V201L223 200V202L221 201L222 203L216 202V205H217V203H219L217 205L218 208L215 207L216 209L207 208L208 205H206L204 203V200H203L204 197L203 196L205 194L210 195ZM242 193H243V191H242ZM94 195H96V193ZM252 195L255 196L254 193ZM205 196H207V195H205ZM96 197H97V195H96ZM248 197H250V196H248ZM51 198H50V201H51ZM216 198H218V197H214V199H216ZM255 198L257 199L258 197H255ZM46 199H48V198H46ZM92 199H95V202H92L91 201ZM250 199L253 200L252 197H250ZM39 200L41 202L42 199H39ZM129 202H132V201H129ZM138 203H137V206L139 205ZM208 204H211V202ZM244 204H245V206H244ZM253 204H254L255 210L259 214L258 216H259L260 220L258 219V216H257V219L264 223V218H262V217H264V199L258 198L255 202H253ZM27 205H28V202H27ZM162 205L163 206L168 205V206H166L164 208ZM247 205L249 206V204H247ZM250 206H251V204H250ZM34 207L38 208L39 206L37 207L35 204ZM133 208H134V206H133ZM250 208H249V210H250ZM245 209H247V210H245ZM84 210H86V211H84ZM255 210L254 211L252 210L253 212H251V214L252 213L256 214V213H254V212H256ZM84 212H86V213H84ZM66 213H70V216L67 215ZM46 214H48V212ZM34 216H36V215H34ZM252 217H254V215ZM51 221H52V219H51ZM49 223H50V220H49ZM53 223H51V224L53 225ZM48 226H49V224H48ZM49 227H47V228H49ZM192 228H193V230H192ZM255 229H257V228H255ZM42 230H44V229H42ZM58 236L60 237L59 239H58ZM159 237L157 240H159ZM36 238H37V236H36ZM16 240H18V239H16ZM62 240H65V241H62ZM162 240H164V239H161L160 242ZM177 241H175V242H177ZM8 242H9V239H8ZM25 242L27 243V241H25ZM17 244H13V245L18 246ZM27 244H29V243H27ZM188 244H189V242H188ZM231 244H232V246H231ZM19 245H21V244H19ZM69 245H72V248L76 251V253L79 254V257H78L79 260L74 259L75 255H74V257L72 256L73 252H72V249L70 250V247H68ZM191 245H193V244H191ZM36 246L37 245H35V247ZM174 246L176 247V243ZM174 246H173V248H175ZM11 247H13V246H11ZM140 247H142V246H140ZM196 247H198V246H196ZM19 248H21V247H19ZM141 250H144V248ZM185 250H186V248H185ZM196 250H197V248H196ZM236 251H238V250H236ZM262 251H263V249H262ZM139 252H140V250H139ZM176 252H177V250H176ZM143 253H145V251ZM149 253H151V252H149ZM159 254H157V255H159ZM183 254H184V252H183ZM185 254H187V253H185ZM235 254L237 255L238 252ZM165 255H167V253ZM242 255H243V257H246L245 253ZM128 256H130V255H128ZM154 256H156L155 253H154ZM160 256H162V252H161ZM168 257H166V256L165 257H159L154 264H169L170 261H172V260L169 259ZM189 257H192V255ZM263 257H264V255H263ZM191 259L193 260V258H191ZM257 259H255V260L258 262V260L260 258L258 260ZM231 261H232V258H231ZM262 261L263 260H260L258 263L263 264ZM245 262H248V261H245ZM245 262H244V264H245ZM252 262L254 263V260ZM232 264H233V262H232Z\"/></svg>","mask_w":264,"mask_h":264},{"label":"snow or ice","instance_id":"obj_3","mask_svg":"<svg viewBox=\"0 0 264 264\" xmlns=\"http://www.w3.org/2000/svg\"><path fill=\"white\" fill-rule=\"evenodd\" d=\"M18 159H19V158H18ZM262 218H264V217H262ZM261 231H264V228H262Z\"/></svg>","mask_w":264,"mask_h":264}]
</instances>
